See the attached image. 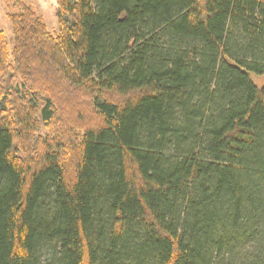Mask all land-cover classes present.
<instances>
[{"label":"trees","instance_id":"obj_1","mask_svg":"<svg viewBox=\"0 0 264 264\" xmlns=\"http://www.w3.org/2000/svg\"><path fill=\"white\" fill-rule=\"evenodd\" d=\"M13 2L0 264H264V0Z\"/></svg>","mask_w":264,"mask_h":264},{"label":"rangeland","instance_id":"obj_2","mask_svg":"<svg viewBox=\"0 0 264 264\" xmlns=\"http://www.w3.org/2000/svg\"><path fill=\"white\" fill-rule=\"evenodd\" d=\"M25 2L45 20L48 30L52 34H57L59 32L60 27L51 10L52 7L50 0H25ZM16 12L17 10L13 0H0V33L4 34L10 51H12L15 45V35L12 24L9 20V15L15 14ZM250 77L259 88L264 86V77H256L255 75H251ZM45 134L46 129L43 127L41 130V136H44Z\"/></svg>","mask_w":264,"mask_h":264}]
</instances>
